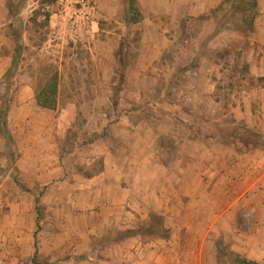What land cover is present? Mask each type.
<instances>
[{
  "label": "crops",
  "instance_id": "crops-1",
  "mask_svg": "<svg viewBox=\"0 0 264 264\" xmlns=\"http://www.w3.org/2000/svg\"><path fill=\"white\" fill-rule=\"evenodd\" d=\"M162 1L166 8L160 13L156 8ZM5 2L0 0V78L11 73L16 46L21 42L7 31L11 16ZM142 2L145 19L160 13L171 21L176 16L192 21L202 19L225 0ZM254 3L257 14L252 44L257 47L250 54V75L258 80L264 78V0ZM11 48V54H3ZM201 74L196 68L185 72V77ZM21 80L24 84L6 116L12 140L7 148L17 152L15 166L20 182L27 190L42 186L43 204L58 207L46 209L38 264H230L225 255L233 256L232 264H264V146L222 144L220 136L191 135L189 128H184L182 134L172 130L171 143L176 142V149H169L161 142L163 135L153 133L149 124L135 137L112 124L106 125L108 136L89 144L91 149L86 154L78 136L68 135L75 129L76 103L61 107L59 116L46 119L40 126L36 116L58 114V103L56 112L40 107L31 78L22 76ZM189 88L199 95L214 89L211 84L206 89ZM248 95L254 96L257 113L252 112L251 100L244 114L237 111L239 104L234 110L248 129L264 135V86ZM184 121L187 123L177 125L188 127L189 122ZM110 128L120 134L114 135ZM98 158L100 169L85 176L80 167H88ZM1 178L0 199H10V209L17 208L13 202V196L15 199L19 194L16 183L7 174ZM56 192L59 198H52ZM81 208L95 211L85 215L78 211ZM151 213L165 235L146 240L142 222H149ZM17 221L15 217L9 231L0 227V235L5 237L3 233L9 232L11 238L18 239L25 234L26 260L32 264L35 251L29 245L34 241V219L26 230L19 229ZM56 226L58 231H52Z\"/></svg>",
  "mask_w": 264,
  "mask_h": 264
},
{
  "label": "rangeland",
  "instance_id": "rangeland-1",
  "mask_svg": "<svg viewBox=\"0 0 264 264\" xmlns=\"http://www.w3.org/2000/svg\"><path fill=\"white\" fill-rule=\"evenodd\" d=\"M128 1L93 0L96 15L89 28L58 39L53 16L55 0H6L11 16L7 31L12 39H21V46H16V67L8 76L0 78V184L4 182L1 178L4 174L20 182L15 166L17 152L13 147L7 148L11 144L1 126L6 123L16 92L24 84L22 76L31 78L34 94L53 74L58 76V114L48 112L49 116H36L37 124L41 126L46 119L59 116L61 107L75 102V129L68 135L78 136L86 154L91 149L89 144L108 136L106 129L112 124L132 137L142 134L144 125L149 124L153 133L163 135L161 142L169 149H176V142L171 143L172 130L182 134L184 128H189L191 135L220 136L222 144L234 142L240 148L264 146V135L248 129L234 110L239 104L237 111L244 114L246 103L251 100L252 112L257 113L254 96L248 94L264 86L250 75V54L257 47L252 44V15L257 9H250L251 0H225L202 19L192 21L179 16L174 21L162 18L160 13L166 8L165 1L158 4L157 17L145 19L146 7H142L145 2L135 0L139 13L137 23L128 20ZM146 28L148 39L144 35ZM6 52L3 54H11L12 48ZM196 68H200V76L185 77V72ZM207 84L214 88L210 94L199 95L189 90L190 85L206 89ZM185 119L188 127L177 125V122L187 123ZM173 120L176 123L172 124ZM115 128L109 131L120 134ZM234 138L240 142L236 143ZM100 163L98 158L90 166L80 168L88 176L100 169ZM20 184L16 185L18 197L13 196L17 208L10 209V199L8 202L0 199V227L9 231L17 217L19 229L26 230L33 218L34 241L29 247L34 251L36 247L38 251L43 240L46 209L58 207L43 204L42 186L26 191ZM59 196L56 192L52 198ZM36 201L43 213L40 229L36 226ZM78 211L86 215L95 209ZM148 216L150 221L142 222L144 239L165 235L158 218L153 213ZM57 228L51 230L57 232ZM3 234L7 236L0 235V264H27L25 234L18 239L11 238L9 232ZM16 248L17 254H12ZM223 258L230 264L234 260L231 255Z\"/></svg>",
  "mask_w": 264,
  "mask_h": 264
},
{
  "label": "built area",
  "instance_id": "built-area-1",
  "mask_svg": "<svg viewBox=\"0 0 264 264\" xmlns=\"http://www.w3.org/2000/svg\"><path fill=\"white\" fill-rule=\"evenodd\" d=\"M54 17L58 39L67 38L71 32L85 29L96 15L93 0H55Z\"/></svg>",
  "mask_w": 264,
  "mask_h": 264
},
{
  "label": "trees",
  "instance_id": "trees-1",
  "mask_svg": "<svg viewBox=\"0 0 264 264\" xmlns=\"http://www.w3.org/2000/svg\"><path fill=\"white\" fill-rule=\"evenodd\" d=\"M252 3L249 4L250 9L251 8H256V4L254 3V0H251ZM248 6V3H247ZM127 16L128 18H132V22H138V11L137 9L134 7V0H129L127 2V10H126ZM257 13H254L252 15L253 20L255 18ZM16 40H18V42L20 41V38L16 37ZM20 43H18V46L20 47L21 45H19ZM18 53V52H17ZM16 67V61L12 62V70H14V68ZM258 81H261L264 84V78H260L258 79ZM57 94H58V76L56 74H53L49 80L47 81V83L36 93V102L37 104L45 109H49V110H55L56 109V104H57ZM2 128V133L5 135L6 140H8V144H11L12 140L11 137L9 135V133L6 131V123L2 124L1 126ZM6 129V130H5ZM262 137H260L261 139ZM14 182L16 183V185L20 186L21 184L19 183V181L17 179H14ZM28 191V190H26ZM37 205H36V226L37 229H40V221L42 219V212H41V207L38 204V201H36ZM35 237V235H34ZM36 246V244H35ZM34 246V247H35ZM37 249L35 247V252H34V258L32 259V264H38L37 263ZM238 264H254L252 262H247V261H238Z\"/></svg>",
  "mask_w": 264,
  "mask_h": 264
}]
</instances>
